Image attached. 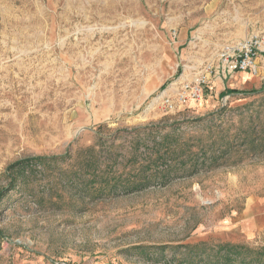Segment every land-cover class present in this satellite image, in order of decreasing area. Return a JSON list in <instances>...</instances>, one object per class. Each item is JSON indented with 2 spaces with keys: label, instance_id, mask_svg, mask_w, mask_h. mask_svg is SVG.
Masks as SVG:
<instances>
[{
  "label": "rangeland",
  "instance_id": "rangeland-1",
  "mask_svg": "<svg viewBox=\"0 0 264 264\" xmlns=\"http://www.w3.org/2000/svg\"><path fill=\"white\" fill-rule=\"evenodd\" d=\"M254 36L264 41V0H0V191L16 182L0 200V264H174L182 245L263 247L264 151L236 147L198 172L99 201L61 189L63 162L34 160L99 137L118 161L141 155L149 138L133 152L131 135L144 128L193 153L238 129L263 135L264 89L244 93L264 79L227 95L228 77L209 75L225 46ZM196 76L209 78L208 96L167 111L160 95ZM20 161H30L23 176Z\"/></svg>",
  "mask_w": 264,
  "mask_h": 264
},
{
  "label": "trees",
  "instance_id": "trees-1",
  "mask_svg": "<svg viewBox=\"0 0 264 264\" xmlns=\"http://www.w3.org/2000/svg\"><path fill=\"white\" fill-rule=\"evenodd\" d=\"M264 89V80L259 90H250L246 95L260 94ZM227 95L236 91H227ZM222 107L219 111L224 112ZM142 130V131H140ZM263 131L237 130L230 140L224 139L221 145L215 142L209 145L200 142L198 152H188L185 143L174 139L168 134L157 137V130L137 129L131 135V141L136 142L132 151L138 152L142 136L149 138L150 150L141 155H124L117 159V154L112 150L114 144L103 143L99 137L97 142L88 148L79 149L75 154L58 158H36V165L49 170L53 163L61 161L64 169L57 167L61 189L75 193L84 199L99 201L101 199L116 198L121 195L139 193L149 189L159 182H167L171 174L198 172L200 168H207L218 163L236 147L249 150L256 154L264 151ZM157 134V135H156ZM241 140L240 143H234ZM147 146L145 143H141ZM107 147L106 155L101 154V149ZM66 158V159H65ZM30 161H20L14 167L17 175H24L25 167ZM188 168V169H186ZM52 171H50L51 174ZM16 186L15 179L0 191V200L4 194L12 191ZM54 188H50L52 193ZM54 194H51V196ZM56 195V194H55ZM61 197V196H60ZM165 248L159 249L164 252ZM174 250L172 263L174 264H264V246L249 247L244 244L221 243L209 246L206 243L188 244L171 248Z\"/></svg>",
  "mask_w": 264,
  "mask_h": 264
},
{
  "label": "built area",
  "instance_id": "built-area-1",
  "mask_svg": "<svg viewBox=\"0 0 264 264\" xmlns=\"http://www.w3.org/2000/svg\"><path fill=\"white\" fill-rule=\"evenodd\" d=\"M264 53V41L258 36L238 42L233 46H225L220 54L219 63L209 72L213 77L227 79L238 72L256 74V59ZM211 82L206 76H196L179 83H171L158 98L162 106L169 112H175L190 102L203 100L211 90Z\"/></svg>",
  "mask_w": 264,
  "mask_h": 264
},
{
  "label": "crops",
  "instance_id": "crops-1",
  "mask_svg": "<svg viewBox=\"0 0 264 264\" xmlns=\"http://www.w3.org/2000/svg\"><path fill=\"white\" fill-rule=\"evenodd\" d=\"M258 65V72L256 74H251L248 72H238L227 79L224 89L225 91L237 90L238 88H251L257 83H261L264 79V61L262 58L258 57L256 59ZM233 95V94H230Z\"/></svg>",
  "mask_w": 264,
  "mask_h": 264
}]
</instances>
